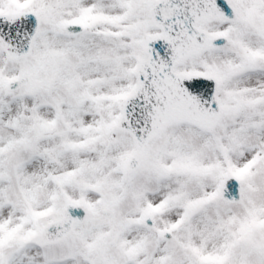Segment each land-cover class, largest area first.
<instances>
[{
    "label": "snow or ice",
    "instance_id": "snow-or-ice-1",
    "mask_svg": "<svg viewBox=\"0 0 264 264\" xmlns=\"http://www.w3.org/2000/svg\"><path fill=\"white\" fill-rule=\"evenodd\" d=\"M0 264H264V0H0Z\"/></svg>",
    "mask_w": 264,
    "mask_h": 264
}]
</instances>
